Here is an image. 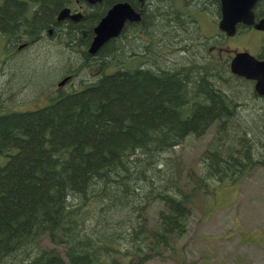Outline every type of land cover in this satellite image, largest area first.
<instances>
[{
    "label": "trees",
    "instance_id": "16d2710c",
    "mask_svg": "<svg viewBox=\"0 0 264 264\" xmlns=\"http://www.w3.org/2000/svg\"><path fill=\"white\" fill-rule=\"evenodd\" d=\"M74 1L0 0V36L13 44L52 26L60 32L69 21L55 15ZM115 1L103 0L79 25L98 22ZM141 25L94 57L81 43L89 68L97 69L94 81L56 88L49 103L32 109L0 105V264H145L173 248L187 231L197 190L182 186L173 152L214 125L203 175L191 174L200 184L237 183L264 163V112L244 121L228 60L174 62L164 53L168 34L159 45L143 44L135 35ZM65 31V45L78 51V24ZM156 55L159 69L148 64ZM157 201L163 208L150 226L147 213Z\"/></svg>",
    "mask_w": 264,
    "mask_h": 264
},
{
    "label": "rangeland",
    "instance_id": "374dc122",
    "mask_svg": "<svg viewBox=\"0 0 264 264\" xmlns=\"http://www.w3.org/2000/svg\"><path fill=\"white\" fill-rule=\"evenodd\" d=\"M200 20L208 35L219 30L218 23L213 22L209 14ZM42 34L35 39L25 34L17 37V43L28 42L23 48H18L16 41L13 42L16 47H9L7 37L0 36V105H4L3 108L32 109L47 103L50 96L57 95V83L71 72L76 73V77L71 84H65V91L79 89L96 79L97 69L89 68L90 60L84 55L81 42L80 51H73L65 45L71 34ZM170 35L168 33L164 38L165 42L174 39ZM263 39L264 33L255 29L226 37L217 53L219 63L230 60L238 51L258 55ZM215 41L216 37L213 43ZM208 47L199 42L190 48L171 45L164 53L172 61L181 62L187 57L193 59L201 57L202 53L206 55ZM135 48L145 50L137 44ZM158 58H149L148 64L158 68ZM238 81L231 78L228 84L236 88L231 93L238 100L242 118L249 122L257 112H264V108H259L264 105V98L254 97L251 81ZM228 84L223 81L220 86ZM235 84L238 85L235 87ZM215 130L216 125L201 137H188L174 149L176 175L182 186L188 187V191L197 189L192 196L187 231L173 241V248L162 249L145 264H264V163L257 164L237 183L210 182L211 185L204 186L199 183L198 175H191L195 170L203 175L202 152L209 147ZM161 208L163 204L158 201L151 206L147 213L148 225L156 224L157 212ZM43 244L52 246L48 241Z\"/></svg>",
    "mask_w": 264,
    "mask_h": 264
},
{
    "label": "flooded vegetation",
    "instance_id": "af4514ba",
    "mask_svg": "<svg viewBox=\"0 0 264 264\" xmlns=\"http://www.w3.org/2000/svg\"><path fill=\"white\" fill-rule=\"evenodd\" d=\"M118 1H129V0H118ZM135 3L137 2L136 10L141 13V21L138 24H142L137 33V37L140 41L144 43L152 42L154 46L159 45L162 37L164 35L170 33L171 37L174 39L171 40V45L176 48H190L192 45L199 43H203V47H208V53L201 54L205 58L204 61H207L208 58H211L212 61L220 62L217 53H219L221 49V45L224 43L226 37H229L223 31H216L213 35H208L205 31H203L201 18L206 14H209L213 20L219 24V21L222 16V3L221 0H133ZM103 2L100 1L95 4H90L87 0H75L71 5H68L70 8L71 15H77V19L75 18H66L63 20H58L57 16L59 15L62 8L57 15H55L54 20L61 22H68L61 25H66L67 31H71L75 29V25L78 24V32L80 34L81 43L85 45V48L88 49L91 41L94 37V28L98 22L92 23H80L85 21L88 13L94 11L98 5ZM114 3V2H113ZM116 3V1H115ZM112 3L108 4L104 11H108L110 7H112ZM133 5V4H132ZM107 9V10H106ZM254 11L256 14V20H259L264 16V0H259L255 7ZM105 12V13H106ZM163 16V17H162ZM144 18H146V22H144ZM75 24V25H73ZM136 25L135 23H127V27H131ZM152 25V26H151ZM239 28H243L245 30L253 29L251 26L247 25H238ZM53 27V26H52ZM52 27H49L47 30V34L49 36H56L59 33H65L66 29H62L54 33ZM150 28V29H149ZM163 28V30H161ZM123 32L120 36L123 38L127 34V30ZM39 30V29H38ZM42 31V30H41ZM85 31V32H83ZM43 35V34H42ZM41 35V36H42ZM216 37L215 43H213V38ZM129 38V37H128ZM119 38L111 39L118 40ZM110 40V41H111ZM87 42V43H86ZM28 42L23 43L22 47L26 46ZM16 46H19V43H16ZM99 52V51H98ZM97 52V53H98ZM144 52V51H143ZM142 53H139L142 56ZM96 53V54H97ZM260 57V55L258 54ZM94 57V55H93ZM139 57V55H138ZM261 59L264 57H260ZM138 63L142 65L141 57L136 60ZM159 69L160 66L157 65ZM74 77L75 74H71ZM254 86L255 82L252 81ZM56 96V95H53ZM261 97V96H260ZM264 97V96H263ZM262 97V98H263Z\"/></svg>",
    "mask_w": 264,
    "mask_h": 264
},
{
    "label": "water",
    "instance_id": "95a60500",
    "mask_svg": "<svg viewBox=\"0 0 264 264\" xmlns=\"http://www.w3.org/2000/svg\"><path fill=\"white\" fill-rule=\"evenodd\" d=\"M90 4L98 3L102 0H87ZM259 0H221L222 19L220 29L229 36L235 35L237 25L243 23L253 26L256 29L264 30V17L256 22L254 6ZM71 15L70 8L60 11L58 19L75 18ZM141 21V13L127 1L115 3L103 16L94 28V37L89 47V53L94 55L109 40L120 36L127 22ZM85 32V31H83ZM231 69L235 74L256 80V91L264 95V60H260L249 52H238L231 61ZM69 77L63 79L59 85H64Z\"/></svg>",
    "mask_w": 264,
    "mask_h": 264
},
{
    "label": "bare ground",
    "instance_id": "6f19581e",
    "mask_svg": "<svg viewBox=\"0 0 264 264\" xmlns=\"http://www.w3.org/2000/svg\"><path fill=\"white\" fill-rule=\"evenodd\" d=\"M110 41V40H109ZM10 234V233H9Z\"/></svg>",
    "mask_w": 264,
    "mask_h": 264
}]
</instances>
